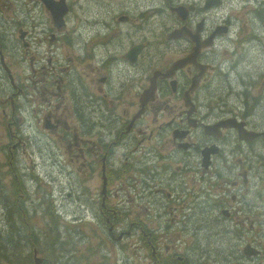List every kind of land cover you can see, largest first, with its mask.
Masks as SVG:
<instances>
[{"label":"rangeland","instance_id":"rangeland-1","mask_svg":"<svg viewBox=\"0 0 264 264\" xmlns=\"http://www.w3.org/2000/svg\"><path fill=\"white\" fill-rule=\"evenodd\" d=\"M74 1L78 0H68L71 9L63 16L64 25L57 29L51 22L49 10L40 0H0V14L2 16L0 46H2V56L4 57L3 66L8 69L9 73H12L13 84L16 85V89L20 90L18 93L15 89L11 91L14 93L12 98L15 122H13L9 117L12 110L11 104L6 101L5 97L10 91L3 90L10 88L7 82L9 78L2 72L0 145L2 144V147L5 148V153L0 146V180H2L4 188L9 189L11 176L7 175L5 171L12 173L13 167L15 169L21 167L22 171H32L33 178L26 179L25 184L27 186L33 185L34 189L37 184L41 185L47 192L43 195L52 199L54 203L52 208L46 203L47 198L44 200L42 213L46 216H41L37 225L32 224L31 230L32 236L42 250L41 254L49 256L53 264H78L74 256L78 255L80 251H84L86 246H90L88 251L90 256L98 260L101 259L100 264L107 263V260L108 264H122L123 261L116 247V242L105 241L107 252L104 249L97 250L96 246L93 245L95 240L93 238H91L92 243H88V236L94 231V227L88 222H83V218L91 219L87 213L83 218H80V212L84 210L82 203L87 198H92L93 195L95 198L94 192L96 189L99 191L100 180L97 178L86 179L84 172L78 174L75 179L60 172L61 166L76 173L85 171V168L79 171L78 166L82 161H87L86 144H89L90 139L103 134V128L99 125H97L98 129H93L89 133H84L78 129L77 126L80 122L77 114L72 112L70 105L72 102L78 108L80 107L82 98L79 95H76L75 99L71 98V94L77 91L79 84L85 86L88 83V86H91L90 83H93L94 88L92 87V90H95L96 95H100L106 84L104 71L100 67V62H95V60H87L84 64L77 63L75 60L82 57L84 49L103 52L114 47L117 41L127 44L137 43L133 38L138 37V35L141 37V42L143 41L149 46H156L158 52L162 53V60H174L175 56L168 50V47L163 46V42L166 41L164 39L165 31L170 27V24L154 17L157 15H149L148 18L142 19L135 17L132 21L120 17L119 31L115 33L110 25V15L106 14L108 9L104 0H88V7L82 11L79 17L75 15L82 8L77 9ZM238 1L236 0L232 16L237 20L240 35L236 40H233L228 39L224 34L216 42L220 46L216 50L217 61H222L214 76L217 88L209 89L202 80L203 75H200L201 97H205L208 90L212 91V99L216 101L215 106L218 111H231L238 115L246 114L247 119L252 124L262 126L264 130V17L259 15L253 5L238 6ZM252 1L253 4L256 3V0ZM260 2L264 4V0H260ZM56 6H59L58 3ZM228 10L225 8L223 12ZM91 19L94 20V23L90 21ZM71 23L74 25L69 27ZM151 26L157 29L162 28L164 30L163 37L154 35ZM97 27L99 28L98 33H96ZM19 29L25 31L23 40L18 38L17 31ZM256 30L259 33H256ZM93 34H98V36L89 39L79 53V43ZM144 34H147L148 38H145ZM218 34L223 33L219 32ZM230 36L234 37V34L232 33ZM241 42L245 43V47L241 46ZM224 45H228L230 48L221 47ZM48 53L52 60L50 69L44 76L37 78L39 87L44 88L45 91L48 90V94L42 96L38 93L37 86L32 84L33 78H36L33 76L32 70H38L41 65L49 66L46 62ZM71 69L75 70V75L70 77V82L74 84L73 92L67 89L65 92H61L62 88L57 91V85L61 84L62 78H65L66 73L70 72ZM202 73L204 74L203 71ZM67 84L65 82L68 88ZM85 98L87 97L85 96ZM225 98L229 99L226 107L222 105ZM108 99L107 97L106 101ZM155 99L158 102L161 100ZM220 99L223 101L222 104ZM147 102L149 101L146 99ZM136 104L127 109V114H123L125 108L118 106L119 115L117 116L119 119L121 117L127 119L133 114L136 110ZM53 116L58 120V123L54 130H51L44 125V119L48 118V122H52ZM159 117L163 121L165 120L164 114H159ZM90 118L95 119L92 114H90ZM152 118V113L148 112L142 118L145 121L144 124H135L129 129L138 125H148L147 129H154L155 124ZM17 120L21 125H17ZM6 123L13 133L21 136V142L14 149L12 143L16 141L7 138ZM241 123L244 125L243 119H241ZM72 133L76 135L74 141L71 139ZM135 135L137 137V134ZM63 136L69 140V147L65 146L66 142L62 143V140L58 138ZM22 142L25 143L24 146L21 145ZM79 148L83 150L79 152ZM131 148L128 149L131 150ZM128 149H118L117 157L124 160L129 155L126 153ZM143 149L144 147L141 146L140 151ZM38 151L42 152L39 153ZM76 151L79 152L78 156H69L76 154ZM15 153L14 165L12 156ZM72 160H74V164L68 163ZM225 166L233 169L232 178L224 185L222 184V187L229 191L219 193V191L211 189V192L215 194L214 200L225 198L226 208L224 210H228L231 216L229 217L226 213V220L219 208L210 206L212 203L210 199L204 203V210H198L197 204L204 200L203 195L198 196L191 207H184L194 198L196 192L193 179L190 186L183 185L181 190H172L168 197L158 193L150 194V197L156 198L158 202L154 210L148 203L137 197V190L140 188L149 191L161 189L162 192H165L167 189L161 188L154 180L142 177L138 171H127L120 177L109 181L108 191L110 193L116 192L117 196L110 195L107 204L108 206L117 205L122 209L130 210L128 215L130 221L145 224L148 228L153 229L152 242L156 245L155 251L163 254L161 257H168L181 252L186 260L193 261L192 257L195 256L198 264H236L237 260L231 252L234 249H240L247 256L250 264H264V220L261 223H258L257 220L259 213L264 208V199L262 200L251 190L245 193V186L240 185V179H237L236 187L230 185L231 181L239 176L238 171L242 167H246L245 162H242L241 159H234L230 165L225 164ZM40 167H44L47 174L52 173L55 176L56 181L53 188L51 179L44 175L39 169ZM15 179L18 194L15 195L16 193L13 191L11 197L9 196V203H5L4 208H2L4 200L0 197V211L3 217L0 225L4 223L6 214L12 205L16 204V207L23 209L24 204L29 202L30 195L20 191H23L21 183L24 179L19 175ZM141 179H144L145 182L143 187L139 186ZM200 181L207 182L208 177L205 176ZM128 183L136 185L135 189L132 190ZM216 190L219 188L216 187ZM69 191L72 192L70 198L66 197V195H70ZM197 192L199 193V190ZM230 194L236 196L235 201H231ZM241 195H244V201L238 202ZM143 208L149 210L152 216L156 213L158 217L146 218L145 214L141 212ZM57 210L62 214H68V222L77 223L71 225L68 233L60 227L59 229L56 228L57 222L62 221L52 215ZM235 211L236 213H234ZM121 220H118L116 225H119ZM157 221L160 223L159 229H163L164 223L169 224L165 229L167 232L158 229ZM241 221H245L243 227L233 225V223ZM180 223L185 224L182 230L179 228ZM83 235L88 236L83 237ZM140 236L139 229L135 228L133 233L123 239L125 242H120L126 245L129 255L134 258L135 254L131 249L135 250L141 245ZM62 239L66 241H61ZM246 241L250 242L248 246L250 249H258L261 252H245ZM0 247L2 250L6 247L3 240H0ZM106 253L108 259L105 260L103 258ZM70 255L72 257L68 258ZM150 262L151 256L146 253L142 263L148 264Z\"/></svg>","mask_w":264,"mask_h":264},{"label":"flooded vegetation","instance_id":"flooded-vegetation-1","mask_svg":"<svg viewBox=\"0 0 264 264\" xmlns=\"http://www.w3.org/2000/svg\"><path fill=\"white\" fill-rule=\"evenodd\" d=\"M105 6L110 15V25L114 32L119 31V18L124 17L127 21L137 18H145L149 15H168L173 20L170 27L165 31V42L163 46H179L168 50L173 55L184 56L193 51L194 46H215L214 37L216 33L228 30L230 27V19L224 18L220 23L215 21V10L220 0L215 3L212 0H104ZM77 9H81L75 16L79 17L82 11L88 7V0L74 1ZM82 3V4H81ZM74 8V6H73ZM75 14V11H74ZM92 23L94 20L91 19ZM179 29L175 37H168L172 30ZM111 31V30H110ZM2 39V37H1ZM139 46H134V45ZM116 48L111 54L105 57L104 67L107 79L105 90L108 94H115L119 101L125 106L123 114H127V109L135 106V99L140 97L145 89L151 85V78L155 71L159 70L164 73L163 76H156L153 81L155 89L153 101L147 102L143 108L142 114L137 119L127 118L123 126L117 115L112 112L113 105L105 107L102 110V99L95 98L89 92L88 84L80 85L77 91L71 94V98L75 99L76 95L82 98L80 107L71 102L72 112H75L79 118L80 125H84L83 132L89 133L93 124H99L106 130L105 142L102 135H98L95 144L96 147L104 148L100 155H93L89 160L91 174H95L101 178L103 185L110 175L118 173L119 166L108 167L107 163L115 161L113 148L115 145H127L133 141V136L128 132L129 127L135 124H144L143 116L151 112L152 120L156 119L157 114H164L165 120L157 126L155 136L161 139L169 132L171 137L169 142L173 148L166 152L164 157L174 158L178 163L177 172L184 170H200V175H208L209 186L214 191L225 193L229 191L222 187L229 179L232 178L233 169L225 166L230 165L234 159H241L245 162L246 167H242L238 171L234 181L230 185L237 186V179H240V185L245 186V193L250 190L257 196L264 199V134L259 137L242 140L233 128H205L203 123L214 125L223 118L231 117L232 114H222L213 106L201 108V81L199 79L198 70L193 63H187L183 67L170 70L173 60H162V53L158 52L156 47L146 46L145 42L130 43L123 45L119 41L115 43ZM212 53L210 51H201L197 55V60L204 63L211 62ZM2 46H0V77H2ZM74 70V69H72ZM67 81V90L73 92L74 84ZM202 80L209 89L217 88L215 80L210 76L204 75ZM11 88H15L12 78L9 77ZM97 82V80H96ZM58 90V87H56ZM19 92V89L16 90ZM41 94L48 91L40 88ZM0 94H2V80L0 82ZM85 96L87 98H85ZM146 96H142V103L146 100ZM161 99L159 102L155 99ZM211 98V103H215ZM207 103H209L207 101ZM13 110L12 102H10ZM142 109L139 105V111ZM90 114L96 117L95 120L90 118ZM177 117V120L175 119ZM13 119V111L11 112ZM56 120V118H55ZM245 127L248 129H256L254 124L248 123L243 119ZM191 126V128H187ZM184 136V139H178ZM17 138V135H15ZM75 139L74 134L72 135ZM151 137H149L150 140ZM17 141H20L17 138ZM167 142V140H164ZM76 144V143H75ZM70 144L67 143V147ZM151 154H156L152 148H146ZM81 152V148L78 149ZM88 149L85 151L87 152ZM204 150V151H203ZM196 156L197 160L193 165L191 157ZM136 165L142 163L137 160ZM124 170L128 162H124ZM139 167V166H136ZM160 171L157 173L160 182L169 183V178L164 176L165 169L163 165L159 166ZM216 187L219 190H216ZM231 201H235L236 196L230 194ZM105 194H102L99 200V208L97 220H103L107 224V231L110 233L116 217L115 211L108 209L104 205ZM244 201V195L238 198V202ZM225 198L215 199L212 201L213 206H223ZM223 210V209H222ZM229 217V211L226 210ZM236 213V211L234 212ZM258 223L264 220V208L258 215ZM245 221L235 222V227H243ZM128 230L131 224L127 225ZM142 230V229H141ZM143 231V230H142ZM245 252H257L258 249H250L249 241H246ZM230 247V245H229ZM241 253L247 258L240 249H234L231 254L234 258ZM193 261L184 259L183 256H177L179 264H198L196 257ZM157 264H178L172 257L164 259H156ZM258 264V263H254Z\"/></svg>","mask_w":264,"mask_h":264},{"label":"trees","instance_id":"trees-1","mask_svg":"<svg viewBox=\"0 0 264 264\" xmlns=\"http://www.w3.org/2000/svg\"><path fill=\"white\" fill-rule=\"evenodd\" d=\"M163 167L166 170V174L169 171L168 162L163 163ZM143 168V166H142ZM2 191H0V194ZM5 194L2 193V196ZM1 201V200H0ZM37 203L24 204V214L19 213L16 204L12 205L9 209L4 223L0 225V240H3L6 244L4 250L0 247V264H32L31 248L29 247V241L35 238L30 236L32 224H38V216L34 215L30 211L31 206H35ZM2 223V221H1ZM102 224V220H100ZM38 245V243H37ZM38 249L41 252V248L38 245ZM165 257L160 258V260ZM179 264L176 257L172 258Z\"/></svg>","mask_w":264,"mask_h":264},{"label":"water","instance_id":"water-1","mask_svg":"<svg viewBox=\"0 0 264 264\" xmlns=\"http://www.w3.org/2000/svg\"><path fill=\"white\" fill-rule=\"evenodd\" d=\"M51 12H52L54 15L56 14L53 8H51Z\"/></svg>","mask_w":264,"mask_h":264}]
</instances>
